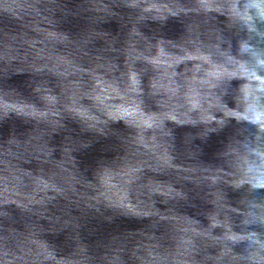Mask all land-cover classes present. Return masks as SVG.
Returning a JSON list of instances; mask_svg holds the SVG:
<instances>
[{
    "label": "water",
    "instance_id": "95a60500",
    "mask_svg": "<svg viewBox=\"0 0 264 264\" xmlns=\"http://www.w3.org/2000/svg\"><path fill=\"white\" fill-rule=\"evenodd\" d=\"M0 264H264V0H0Z\"/></svg>",
    "mask_w": 264,
    "mask_h": 264
}]
</instances>
